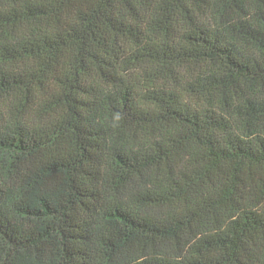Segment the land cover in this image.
I'll list each match as a JSON object with an SVG mask.
<instances>
[{
  "label": "trees",
  "instance_id": "obj_1",
  "mask_svg": "<svg viewBox=\"0 0 264 264\" xmlns=\"http://www.w3.org/2000/svg\"><path fill=\"white\" fill-rule=\"evenodd\" d=\"M212 7L0 0V198L13 193L9 211L28 223L0 213L6 261L92 264L85 216L100 206L111 254L141 253L126 264H264V137L216 106L259 72L211 26ZM100 89L116 91L106 107L129 142L112 153L87 118ZM150 175L165 185L134 192ZM130 193L144 211L122 201Z\"/></svg>",
  "mask_w": 264,
  "mask_h": 264
},
{
  "label": "rangeland",
  "instance_id": "obj_2",
  "mask_svg": "<svg viewBox=\"0 0 264 264\" xmlns=\"http://www.w3.org/2000/svg\"><path fill=\"white\" fill-rule=\"evenodd\" d=\"M210 1L213 6L210 15L211 26L215 31L220 32L225 41L233 45L242 59L250 60L259 72L257 76L242 78L241 82L238 80L231 82L232 84L225 88L227 96L220 103L215 102L216 106L220 112L231 119L233 126L241 135L251 138L264 137V59L256 48L253 37V33L258 28L262 30L260 13L264 11V2L262 0ZM3 38L5 39V36ZM116 96V91L100 89V99L96 100L97 106L95 110L89 111L87 116L90 124L102 132L110 153L129 146L127 135L106 107L105 101L114 99ZM0 159H3V155H0ZM165 183V179H156L150 175L140 178L134 185L133 191L135 192L138 188L154 190ZM130 198L131 193L122 198V201L134 209L136 207L138 210L144 211L143 206L136 205V200L132 201ZM13 200V193L0 198V213L7 215L9 220L24 228L28 224L27 221L16 220L9 211ZM106 200L107 203H110L112 198ZM152 213L154 212L152 211ZM85 217L87 229L82 246L86 247L90 254L92 264H126L132 258L139 259L141 257L140 251L134 247L111 254L110 248L106 247L107 238L110 237L109 227L100 206H97L92 213ZM186 236L189 238L192 234L189 233ZM175 250L173 251L174 256L178 257L177 254L175 255ZM1 253L2 251H0V264H47L52 259L51 255L47 253L38 255L35 252H21L15 255L12 260L6 261Z\"/></svg>",
  "mask_w": 264,
  "mask_h": 264
}]
</instances>
